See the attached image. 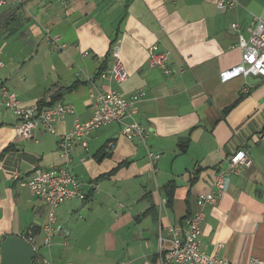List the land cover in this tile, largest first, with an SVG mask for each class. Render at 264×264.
<instances>
[{"label": "crops", "instance_id": "obj_1", "mask_svg": "<svg viewBox=\"0 0 264 264\" xmlns=\"http://www.w3.org/2000/svg\"><path fill=\"white\" fill-rule=\"evenodd\" d=\"M238 1L241 7L223 13L217 0H7L0 7L1 82L23 106L61 102L74 109L54 122L55 133L38 126L32 139H21L16 118L0 102V242L34 225L38 255L52 264H161L171 246L168 228L202 212L206 253L232 264L264 261V79L219 81L241 60L230 25L248 38L251 16L264 21V0ZM47 32L65 44L63 52L50 49ZM111 43L128 75L117 84L97 76L105 58V69L112 66ZM154 44L168 53L167 76L148 64ZM94 88L126 98L145 91L135 119L148 131L146 147L121 136L116 123L92 132L86 146L74 141L68 170L87 199L57 209L59 233L45 246L48 209L20 182L37 168L64 164L60 137L75 120L90 118ZM241 148L252 166L201 208L198 196L211 190L224 158ZM148 150L161 155L154 164Z\"/></svg>", "mask_w": 264, "mask_h": 264}, {"label": "built area", "instance_id": "obj_2", "mask_svg": "<svg viewBox=\"0 0 264 264\" xmlns=\"http://www.w3.org/2000/svg\"><path fill=\"white\" fill-rule=\"evenodd\" d=\"M15 1L21 3V0ZM6 3L7 0H0V7L5 6ZM238 7H241L238 0H217L216 2V9L220 13ZM230 28L237 33V46L241 51V60L237 65L219 74L220 83L250 75L264 79V21L258 16H251V23L247 29L248 38L240 33L237 23H232ZM45 38L51 50L59 52L65 50L66 46L60 42L59 37L52 36L47 32ZM85 55H87L86 52ZM147 55L150 67L161 70L165 76L172 73L168 63V53L159 51L156 44L148 48ZM110 57L112 66L101 72L99 78L116 84L124 82L128 75L120 61L119 47L116 43L111 46ZM2 67L3 63L0 61V69ZM182 71L180 69V72ZM145 95V91L139 90L126 98L114 89L100 91L94 88L90 94V118L83 122L75 120L72 129L60 137L58 153L59 157L64 160V164L60 167L37 168L29 177L20 182L21 186H26L31 195L38 198L48 209L47 222L42 227L43 245L51 244L59 233L55 228L57 209L68 200L84 201L87 199V195L82 191V184L68 170L73 142L79 140L83 146H86V139L92 132L116 123L121 127V136L131 141L137 139L146 147L148 131L135 119L138 113L137 103ZM0 102L5 110L16 118L14 132L21 139H32L33 131L38 126L49 133H55L54 122L74 113L70 104L61 102L49 108H40L37 105L23 106L16 94L9 91L1 80ZM160 156V154L147 151V157L152 164L159 160ZM224 163L215 173L211 190L198 196L197 204L201 208L207 204H215L225 191L229 178L241 175L252 166V161L243 148L230 152L224 158ZM203 221L204 214L198 212L186 218L185 226L168 228L171 246L163 252L161 264H232L219 256L217 252L208 254L203 250L201 242ZM35 230L36 227L30 225L20 236L31 245L36 253L33 264H52L47 258L38 255V248L35 245ZM68 235L69 233L66 231L62 233L63 243L66 242ZM246 264H264V261L253 258Z\"/></svg>", "mask_w": 264, "mask_h": 264}, {"label": "water", "instance_id": "obj_3", "mask_svg": "<svg viewBox=\"0 0 264 264\" xmlns=\"http://www.w3.org/2000/svg\"><path fill=\"white\" fill-rule=\"evenodd\" d=\"M1 264H33L36 253L19 236H4L0 242Z\"/></svg>", "mask_w": 264, "mask_h": 264}, {"label": "trees", "instance_id": "obj_4", "mask_svg": "<svg viewBox=\"0 0 264 264\" xmlns=\"http://www.w3.org/2000/svg\"><path fill=\"white\" fill-rule=\"evenodd\" d=\"M113 45V43H111V46ZM108 56H110V52L107 54V56L106 57H108ZM106 59L107 58H105V60L102 62V64H101V66H100V68H99V70H98V74H97V76H98V78H99V75L101 74V72H103V71H105L106 69H105V64H106ZM236 103V102H235ZM235 103L234 104H232L231 106H229V107H227V108H225L223 111H222V114H224V115H226L227 113H228V111L235 105ZM40 108L42 107L41 105L39 106ZM128 162H123L121 165H126ZM121 165H119V167L121 166ZM164 190H165V194H166V198H167V205L168 206H171V203H172V201H173V190H174V185L172 184V183H170V184H168V185H166L165 187H164Z\"/></svg>", "mask_w": 264, "mask_h": 264}, {"label": "rangeland", "instance_id": "obj_5", "mask_svg": "<svg viewBox=\"0 0 264 264\" xmlns=\"http://www.w3.org/2000/svg\"><path fill=\"white\" fill-rule=\"evenodd\" d=\"M133 141L138 142L137 139H134ZM141 144V143H140ZM39 254H42L41 250L39 251Z\"/></svg>", "mask_w": 264, "mask_h": 264}]
</instances>
